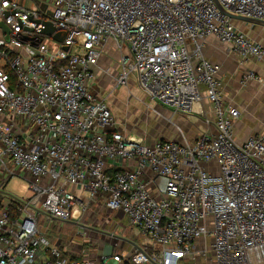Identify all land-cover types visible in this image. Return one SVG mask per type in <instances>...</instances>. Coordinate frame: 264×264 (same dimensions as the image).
I'll return each instance as SVG.
<instances>
[{
    "label": "built area",
    "instance_id": "1",
    "mask_svg": "<svg viewBox=\"0 0 264 264\" xmlns=\"http://www.w3.org/2000/svg\"><path fill=\"white\" fill-rule=\"evenodd\" d=\"M220 5L264 20V0H0L10 30L7 39L0 26V173L28 177L31 191L0 183V264H196L197 247L210 255L202 264H264V132L236 139L240 111L224 101L222 65L203 51L213 37L264 62V43ZM110 42L128 51L121 84L135 74L151 99L209 129L153 142L122 131L92 87ZM97 206L123 213L151 243L112 232L127 251L92 255L47 234L77 217L86 239L97 229L82 218Z\"/></svg>",
    "mask_w": 264,
    "mask_h": 264
},
{
    "label": "rangeland",
    "instance_id": "2",
    "mask_svg": "<svg viewBox=\"0 0 264 264\" xmlns=\"http://www.w3.org/2000/svg\"><path fill=\"white\" fill-rule=\"evenodd\" d=\"M125 53H128V51H120L113 42H110L106 48L105 55L100 61V67L98 68L97 79L95 81L96 84H116V86L110 89L101 88L100 90L102 93L107 94L106 99L115 114L118 127L122 131L133 136L142 137L147 142H153L158 138H174L177 133L174 123L185 127L192 124V120L196 121L192 116L171 115V109L160 105L158 101L151 99L141 89L135 74H129L127 82L121 84L119 80L126 72L124 62L121 60L122 55ZM262 86H264V84H262ZM248 109L250 115H252L246 118L247 126L255 124L254 115L257 111L259 115L256 119H260V124L264 123V97L256 101L249 99L244 106V110L241 111V119L246 117L245 112ZM6 189L24 198L31 195L29 180L20 175L12 176L6 184ZM98 209L99 210H96L95 207H90V211L83 215L82 221L87 222L86 216L90 215L92 213L91 211L94 210L102 211L105 216L109 217L115 215V212L105 207ZM115 216H117L118 221L121 220V226L118 228V231H122L123 227L127 228L128 233L127 236L124 237L136 242L138 234L135 235V228L127 224L123 214L117 213ZM77 219L76 217L64 222L53 221L51 228L46 230V232L51 238L63 240L62 247L66 246V248L71 251H77V249L81 250L83 248L84 251H88L92 255L103 254L106 251L105 246L108 245L109 242L113 244L111 240L114 242L116 241L105 234L99 235L97 233H92L96 235V240L90 238V241H87V238L85 239L78 234L79 231L84 228L78 224ZM42 222L44 223V220ZM108 223V221H106V223L103 222L102 229L113 232L115 225ZM72 240L84 244V247L80 245H77V247L73 244H69ZM85 241H87V243ZM114 250L127 251L126 247L122 249L120 246L114 247ZM199 250L200 248L197 247L194 252L196 264H202L203 261L208 263L210 255H201L198 253Z\"/></svg>",
    "mask_w": 264,
    "mask_h": 264
},
{
    "label": "crops",
    "instance_id": "3",
    "mask_svg": "<svg viewBox=\"0 0 264 264\" xmlns=\"http://www.w3.org/2000/svg\"><path fill=\"white\" fill-rule=\"evenodd\" d=\"M234 22L238 30L246 33L252 39L258 42L264 43V25L254 24V23H250V22H246L242 20H236V19H234ZM0 35H1V30H0ZM203 51H204V55L207 58L215 62H218L222 65V71H221L220 77L222 78V81H223L222 91L224 95V101L229 105L235 106L240 111V114H241V111L244 110V106L249 99L256 101L264 97V86H262V84H264V62L257 61L254 59L244 60L241 56L234 54V53H230L228 51L227 44L221 43L220 41H218L216 38H213V37L209 38L204 43ZM0 63L1 64L4 63L3 59H0ZM250 70L254 71L257 74L258 78L250 79L248 81L243 82L242 76L244 75L245 72H248ZM95 81L92 83V87L94 91L96 92V94L104 99H106L107 94L102 93L100 89L101 88L110 89L111 87L116 86V84H96ZM204 108H205V111L209 114V116L212 117L213 115L211 111V108H212L211 104L206 101L204 103ZM170 113L171 115L173 114L172 111H170ZM258 113L259 112L257 111L254 115L255 124L250 125V126L246 125V121H247L246 118L252 115V114L250 115L249 109L246 110L245 112V115H246L245 118L241 119L239 115V117L235 119L234 133L238 141L241 142L255 133L264 132V123L260 124V121H259L260 119H256L257 116L259 115ZM173 116H178V115L176 114ZM188 116H192L193 118H195L196 121L192 120L193 123L185 127H182L181 125L177 123H174L177 133L174 138H170V139H181L183 136L182 132L187 138L191 139V138L196 137L199 133L209 129V126L204 121V118L201 117L200 115L195 114V115H188ZM120 163L121 162H116L118 166L120 165ZM116 164L115 166H113L114 167L113 170L118 169V166ZM17 172L18 174H25L23 172H19V171ZM148 173L150 174V172ZM9 180L10 178H7L6 180L5 174L0 173V183L4 182V184L6 185L9 182ZM102 207L103 206H97L95 208H97L96 210H99L98 208H102ZM91 212L92 213L90 215L86 216L87 222L84 221V223H86L87 225H94L97 230H94V231L92 230L87 233V241H90V238H92V240H96V235L92 233H97L99 235L105 234L109 236L110 238L115 239L111 236L112 234L111 231L102 229V223L103 222L106 223L105 217L107 216H105L102 211L94 210ZM117 213L119 214V212H115V215H117ZM115 215L113 217L110 216L111 221L109 222L111 225H115L114 226L115 229L113 230V232H115L117 235L127 236V233H128L127 228L123 227L122 231H118V228L121 226V222H120L121 220L118 221L117 216ZM124 218L127 224L129 226H132L127 220V218L126 217ZM135 230H136L135 235L138 234L137 235L138 239L136 242L151 243L150 241H148L149 240L148 238H147L148 240L146 238H141V233L139 232L137 228H135ZM53 239L57 244L62 245L63 240H59L56 238H53ZM111 241L113 242V244L109 242V244L105 246L106 248L105 252H111L112 250H114V247H117L116 245H118L117 244L118 241L117 240L115 242L113 240ZM69 243H71V241ZM119 244L122 249L125 247L129 248L130 246V244L128 243L127 244L119 243ZM117 252H120V251H117Z\"/></svg>",
    "mask_w": 264,
    "mask_h": 264
},
{
    "label": "water",
    "instance_id": "4",
    "mask_svg": "<svg viewBox=\"0 0 264 264\" xmlns=\"http://www.w3.org/2000/svg\"><path fill=\"white\" fill-rule=\"evenodd\" d=\"M220 9L225 12L227 15H229L231 18L236 19V20H242V21H246V22H250V23H254V24H260V25H264V20H260V19H255V18H251V17H245L242 15H238L232 12L227 11L225 8H223L220 5ZM0 26L3 28L7 39L9 38V28L4 24L1 23ZM55 28L52 25H49L45 30H43V33L51 35L54 32ZM55 39L62 41L65 37V33L64 32H58L57 34H55ZM67 49V47H65Z\"/></svg>",
    "mask_w": 264,
    "mask_h": 264
},
{
    "label": "trees",
    "instance_id": "5",
    "mask_svg": "<svg viewBox=\"0 0 264 264\" xmlns=\"http://www.w3.org/2000/svg\"><path fill=\"white\" fill-rule=\"evenodd\" d=\"M11 72V71H10ZM12 76H13V73H12Z\"/></svg>",
    "mask_w": 264,
    "mask_h": 264
},
{
    "label": "bare ground",
    "instance_id": "6",
    "mask_svg": "<svg viewBox=\"0 0 264 264\" xmlns=\"http://www.w3.org/2000/svg\"><path fill=\"white\" fill-rule=\"evenodd\" d=\"M76 215H77V213H76Z\"/></svg>",
    "mask_w": 264,
    "mask_h": 264
}]
</instances>
